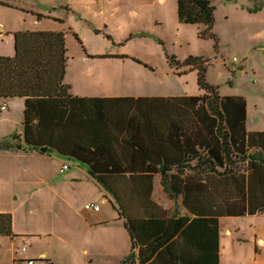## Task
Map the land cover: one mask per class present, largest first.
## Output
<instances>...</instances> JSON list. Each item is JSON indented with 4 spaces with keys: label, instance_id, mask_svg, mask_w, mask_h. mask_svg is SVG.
<instances>
[{
    "label": "trees",
    "instance_id": "16d2710c",
    "mask_svg": "<svg viewBox=\"0 0 264 264\" xmlns=\"http://www.w3.org/2000/svg\"><path fill=\"white\" fill-rule=\"evenodd\" d=\"M214 8L209 0H177L178 19L182 23L212 24ZM66 52L64 32L32 29L14 32V55H0V97L25 99L23 137L32 147H48L61 152L62 138L57 133H46V130L53 125V130L62 129L71 120L69 104L75 98L67 94L70 86L64 83ZM182 62L198 69V84L205 94L167 99L139 98L135 101L150 111V119L172 120L166 137L169 145L163 148L152 143L160 139L153 134L156 123H142V119L148 116L138 110L130 111L126 116L129 138L124 140L127 147L123 145L122 151H112L111 138L102 135V143L92 150L76 146L68 153L88 165L91 175L111 195L120 214L126 217L132 246L124 261L131 264H218L217 217L223 215L222 206L217 201L213 205L210 197L206 203L204 198L211 193L202 183H188L176 190L168 171L172 167H188L195 159L194 167L221 176L219 168L225 167L233 156L247 157L250 150V137L245 132L244 97L220 96L217 88L205 80L204 58L190 55ZM173 64H180L175 56L170 57V65ZM158 102L162 105L159 106ZM133 105L128 102L121 108L130 110ZM110 113L99 111L96 119L111 118ZM179 153L184 156L179 157ZM156 172L162 174L171 198L183 197V205L194 214L192 219H181L177 212L165 218V212L151 200V175ZM138 173L148 174L149 183H143L146 189H112L115 180L110 176L133 179ZM167 181L171 188H168ZM239 210L235 215L246 213L245 206ZM0 236L17 237L10 212H0Z\"/></svg>",
    "mask_w": 264,
    "mask_h": 264
},
{
    "label": "rangeland",
    "instance_id": "374dc122",
    "mask_svg": "<svg viewBox=\"0 0 264 264\" xmlns=\"http://www.w3.org/2000/svg\"><path fill=\"white\" fill-rule=\"evenodd\" d=\"M80 1L0 0V30L6 34L8 31L29 29L32 27L34 15L44 16L53 12L60 16V19H72L74 26L83 33L89 28L78 18L76 9L81 12L84 10V7L79 5ZM209 1L215 7L214 23L210 28L209 25H186L173 15V11L167 12L165 18L154 19L152 17L156 16V13L153 9L146 10L144 13L150 15V19L149 24L145 25L154 31H150L151 35L146 38L133 39L123 43L124 46L121 47L123 51L131 52L140 58L138 62H141V65L137 64V69L128 63L123 70L121 63L116 60L108 63V66L105 60L99 58L94 62L86 61L82 55H77L72 38L76 39L74 35L69 34L70 81L79 89H88L89 82L93 81L95 83L92 86L95 89L108 91V88H114L125 95L203 94L205 90L198 84V72L187 71V65L181 61L190 55L198 56L208 62L204 77L209 85L216 87L220 94L248 96L252 109L259 96L264 97V52L259 50L248 54L256 44H264V0ZM68 4H74L71 5V12L67 9ZM111 12L114 13L111 15ZM107 13L114 17L120 10L112 9ZM88 15L91 16L90 13ZM63 26L67 27L65 23ZM99 27L104 29V24ZM117 30L124 29L116 24L112 26L114 39L122 36V31L120 33ZM101 42L102 44H99L92 35L88 37L90 48L100 47L104 51L114 49L112 41L106 37L102 38ZM6 49H10V43ZM171 56H175L180 64L171 66ZM246 56L248 58H245ZM149 62H154L155 66ZM142 65L149 73H146ZM174 69H180L182 73L176 74ZM170 70L173 73L169 72ZM98 80L101 86L97 84ZM10 104L20 112L18 99L11 100ZM8 142L13 150H17L19 144L22 145L17 139ZM50 153L52 159L46 160H38L31 155L16 158L0 154V210L12 213L13 231L17 236L0 237V264H24L22 258H25L24 261L34 259V264H53L51 260L54 264H120L119 260L124 256L123 252L128 244L122 235L117 240L108 238L106 246L100 248L97 254H89L94 256L93 261H90L92 257L84 255L78 249L79 244L84 243L92 234L79 220V210L83 214L92 212L85 209L84 201L92 199L91 202L100 206L98 212L89 214L91 218L104 217L113 220V217H119L117 210L105 199V195L83 180L78 184L77 191L65 186H58L56 191L36 186V176H33V173L39 174L56 168L55 179L61 181L67 173L77 171L74 167L75 161L58 153ZM246 156H233L229 161H244L249 159L248 157H255L252 154ZM61 161L69 162L73 167L69 171L60 172L56 165ZM95 191L98 194L93 196ZM182 212L184 210L180 213ZM229 222L223 220V224ZM23 248L26 250L23 251ZM41 250L50 254L37 256Z\"/></svg>",
    "mask_w": 264,
    "mask_h": 264
},
{
    "label": "crops",
    "instance_id": "0c3cea01",
    "mask_svg": "<svg viewBox=\"0 0 264 264\" xmlns=\"http://www.w3.org/2000/svg\"><path fill=\"white\" fill-rule=\"evenodd\" d=\"M2 4L7 5V3ZM71 5L73 6L74 4ZM71 5L68 4V8L66 7L69 12L73 9ZM79 5L84 7V10L81 12L75 8L78 12V18L82 24H85V26L89 28L88 30H84L83 33H81L74 26L72 19H60L61 17L53 12H48L47 15L44 16L34 15L32 27L29 29H20L51 30L65 33L67 60L64 83L70 86L67 90V94H69L70 97L75 98V100L69 104L71 105L69 109L71 110L70 122L64 124L62 129L55 128V130H53V125L51 129L46 130V133H57L58 136L62 138V142L60 144L61 152L52 148L49 150L48 147H46V152H40L41 148L39 149L28 145L24 141L23 137L25 99L23 97H0V107L3 104L6 107L5 110H0V142L2 143L0 146V154H6L16 158L31 155V157L34 156L35 158H38V160H46L50 158L52 159V156L50 155L52 153L50 152H53L63 155L69 160L75 161L74 167L77 171L75 173H67L61 181H56L55 179L56 168H53L51 171L46 170L39 174L33 173V176H36L34 179L37 183L36 186L48 191H56L58 186L69 187L71 190L77 191L78 184L81 180H83L86 184H90L95 189H98L100 194L105 195V199L109 201L112 208L117 210L119 217H113V220L112 218L108 219L104 217L91 218V215L89 214L98 211L83 214L79 210L81 213L79 220L82 221L85 229L92 231V234L86 238L84 243L79 244L80 248H76L81 250L84 255L92 257L90 261H93L94 256L89 254H97L100 251V248L106 246L108 238L117 240L122 235V238L124 240L126 238L128 244L126 248L127 251L125 250L123 252L124 256L121 260H119V263L121 264L125 262L126 264H131L130 262L124 261L126 256L130 253L132 246L131 235L128 230L126 217L120 214V210L117 206H115L111 195L107 193L104 187L91 175L88 165L79 161L75 157H72L68 153L76 146H85L86 148L92 150L93 147L95 148L96 145L102 143L100 139V136L102 135H106L111 138V140L109 139V143L112 147V151H122L125 147H127V143L124 140L129 138L126 132L129 121L126 119V116L130 113V111H132L131 113H134L138 110L141 111L142 115L146 113L148 116V118L142 119V123H156L157 129L153 131V134L158 135L160 139H156L157 141L152 143H157L165 148V146L169 145L166 137L172 120L150 119V111L145 109L142 103L135 104V101L139 98L167 99L171 97H188V95H125L114 88H108V91H102L100 88L95 89L92 86L95 83L93 81L89 82L88 89H79L72 81H70L69 77L70 63L68 61L69 47L71 45L68 43V36L69 34L74 35L76 40L73 38L72 40L74 41V46L77 49V55L79 57L82 55L83 59L86 61L94 62L99 58L101 60H105L107 65L108 63L116 60L121 63L120 65L123 70L126 69L128 63H130L129 65L131 67L137 69V64L141 63L138 62L137 59L139 60L140 58L134 56L131 52L127 53L123 51L121 47H123L126 42L133 39L146 38V36L151 35L150 31H154L145 25L146 23L149 24L150 19V15L144 13L146 10L153 9L156 13V16L152 17L154 19L159 17L165 18L167 12L171 13L172 11L174 12L173 15L178 18L177 0H81ZM112 9H118L120 10V13L117 15L113 14L114 17L111 16L114 12H111V15L108 13L106 14L107 11ZM88 13H90L91 16L88 15ZM77 20L78 19H76V21ZM98 22L101 23L98 24ZM64 23L67 26L66 28L63 26ZM101 24H104V29H100L99 26ZM115 24L122 27L124 30H117L120 33L122 31V36L119 38L115 37L114 39L111 28ZM184 24L197 26L203 25L204 27L209 25L208 28L212 26V24L207 23ZM16 31L18 30L8 31V33L4 34L3 31L0 30V55H14V32ZM91 35L95 38V40H98L99 44H102L101 39L106 37L108 40L112 41L114 49L111 51H104L100 47H88V37ZM9 43L10 49H6V46ZM259 50L264 52V44H256L248 54L252 51ZM262 55L263 54L261 53V56ZM245 58L248 57L246 56ZM184 59L185 58H182L181 61ZM142 62H144V60ZM149 63L155 66L154 62ZM207 65L208 62H206V66ZM142 67L146 73H149L145 66L142 65ZM174 70L176 74L182 73L180 69ZM186 70H196L198 72V69L192 65H187ZM169 72L173 73L172 70ZM97 84L100 85L99 80ZM205 93L206 91L203 94ZM219 95L225 96L226 94L219 93ZM230 96H242L246 101L245 132L250 137V150L248 151V154H252L253 156L255 155V157L245 159L244 161H229L228 164L226 163L225 165V167H228V170H225V167L219 168V170L222 169L220 170L222 172L221 176L215 172L208 171V169L194 167L197 163L195 159L189 162L190 165L188 167L181 169L172 167L168 171V174L173 178L172 185L176 190H181L188 183H202L206 185V189L211 193L210 196H207L208 193L206 194L204 198L206 203L207 199L210 197L213 205L215 204V201H217V204L220 203L219 205L222 206L221 212L223 215L217 217L219 253L218 264H264V97L262 95L259 96L257 102L251 109L248 96ZM15 98L20 101V112L18 108V110H15L16 107L13 104H10L11 100ZM128 102L135 105H133L130 110L124 107L121 108V106L127 105ZM158 105L161 106L162 103L159 104L158 102ZM99 111H110L114 115L110 113L111 118L102 120L96 119ZM14 139L20 140L21 144H25V146L19 144L18 149L13 150L8 141L11 143ZM123 145L124 148L122 147ZM178 156L183 157L184 155L179 153ZM64 163L69 164L68 169L65 171H69L73 167L71 163L61 161L56 165L60 172H65L62 171ZM126 174L129 175V173ZM147 175V173H138L137 177L133 179H122V177L119 176H117L118 179H114L115 176H110L111 179L115 180V182L111 184L112 189L127 191L144 190L146 188L143 183H149ZM151 176V200L159 206L162 212H165V218H170L177 212L181 219H192L194 214L190 213L183 205V197L179 195L176 199H173L168 195L166 192V184L163 182L162 174L160 172H156ZM167 186L168 188H171V183L168 181ZM155 190L159 192L160 196L156 197L154 195ZM96 194H98L97 191L94 192L93 196ZM215 196H217V199ZM190 198L193 197L191 196ZM93 199L98 198L93 197ZM91 200L89 199L84 201V205L90 203ZM241 206H245L246 213L244 215H235L237 214V211H240L239 209ZM181 210H184V212L180 213ZM0 212L9 211L0 210ZM224 219L230 222L223 224ZM44 237H46V235H44ZM44 254L49 255L50 253L45 250H41L37 256L41 257ZM225 258H227L228 261L225 262ZM22 259L24 264H26V261H24L25 258ZM171 259L172 258L169 257V260ZM51 262L54 264L52 260ZM135 264L139 263L136 262Z\"/></svg>",
    "mask_w": 264,
    "mask_h": 264
},
{
    "label": "built area",
    "instance_id": "2783aa9c",
    "mask_svg": "<svg viewBox=\"0 0 264 264\" xmlns=\"http://www.w3.org/2000/svg\"><path fill=\"white\" fill-rule=\"evenodd\" d=\"M235 61H236V58H235ZM5 108L6 107L3 104V105H1L0 110L3 111V110H5ZM68 166H69L68 163H64V165L62 166V171L67 170ZM84 207H85L86 210H89V211H99L100 210L99 204L93 203V202L85 204ZM25 250H26V248H23V251H25ZM26 264H34V260L29 259V260L26 261Z\"/></svg>",
    "mask_w": 264,
    "mask_h": 264
},
{
    "label": "water",
    "instance_id": "95a60500",
    "mask_svg": "<svg viewBox=\"0 0 264 264\" xmlns=\"http://www.w3.org/2000/svg\"><path fill=\"white\" fill-rule=\"evenodd\" d=\"M46 151H47V148L46 147H43V148L40 149V152H46Z\"/></svg>",
    "mask_w": 264,
    "mask_h": 264
},
{
    "label": "bare ground",
    "instance_id": "6f19581e",
    "mask_svg": "<svg viewBox=\"0 0 264 264\" xmlns=\"http://www.w3.org/2000/svg\"><path fill=\"white\" fill-rule=\"evenodd\" d=\"M154 195H155L156 197L160 196V195H159V192L156 191V190L154 191Z\"/></svg>",
    "mask_w": 264,
    "mask_h": 264
}]
</instances>
